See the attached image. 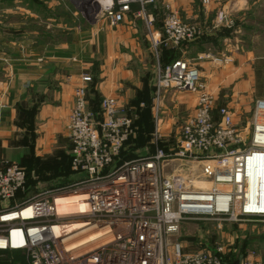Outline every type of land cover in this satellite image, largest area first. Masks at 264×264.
<instances>
[{
	"label": "built area",
	"instance_id": "1",
	"mask_svg": "<svg viewBox=\"0 0 264 264\" xmlns=\"http://www.w3.org/2000/svg\"><path fill=\"white\" fill-rule=\"evenodd\" d=\"M67 1L82 6L90 21L115 24L133 4L144 10L151 0ZM140 15L145 16L144 11ZM222 18L219 13L218 19ZM163 32L166 40L177 44L193 38L195 29L172 14L166 17ZM155 87V100L167 89L196 95L193 113L178 131L175 150L166 153L157 146L148 156L117 162L132 133V120L112 96L101 99L100 112L88 110L84 90H78L68 122L71 165L81 174L68 195L74 197L69 203L78 211L62 214L59 199L69 191L58 189L8 206L7 200L23 188L26 173L19 164H3L0 250L23 252L28 264H223L221 248L186 252L173 236L183 220L220 223L264 216V97L254 101L244 129L237 130L229 108L218 110V120L213 117L214 96L199 71L185 60L159 68ZM154 136L156 141L160 135ZM165 158L201 167L189 174H167ZM72 220L101 234L80 243L72 235L78 230L70 228ZM14 231L20 232L18 243L12 239ZM239 264H264V260L246 258Z\"/></svg>",
	"mask_w": 264,
	"mask_h": 264
},
{
	"label": "crops",
	"instance_id": "2",
	"mask_svg": "<svg viewBox=\"0 0 264 264\" xmlns=\"http://www.w3.org/2000/svg\"><path fill=\"white\" fill-rule=\"evenodd\" d=\"M22 1L0 0V5L15 4L13 10H17L22 9ZM155 1L160 7L167 5L177 10L185 22L195 27L193 39L158 49L162 64L176 57L184 58L201 71L217 94L219 86L233 85L241 90L243 98H248L251 86L263 79L264 0H211L206 6L200 0ZM24 10L26 14L21 11L10 15L13 25L0 27V101L5 103V107L0 105L1 159L5 158L7 148L21 147L16 135L32 122L35 147H49L47 141L53 142V132L65 130L73 90L83 84V74L92 76L93 81L87 85L94 89L95 95H113L131 110L148 98V89L154 84L148 71L152 65L148 67L145 45L133 34L136 28L130 21L136 20L134 17L129 15L124 21L131 23L125 25V30L117 28L101 34L97 28L92 29L95 33L92 30L86 33L85 27L80 26L71 32L64 24L55 31L51 20L48 22L50 18L40 16L33 9ZM219 11L225 14L222 21L217 18ZM27 19L46 23H39L43 25L40 28H27ZM121 42L134 54H123L119 50ZM220 55L231 60L217 63L213 58ZM130 58L138 67L126 65V59ZM255 93L258 98L263 97L257 88ZM87 95L91 99L94 94ZM167 95L178 106L182 105L176 92L172 90ZM188 99V104L182 102L185 103L182 107H191L192 111L195 103L192 97Z\"/></svg>",
	"mask_w": 264,
	"mask_h": 264
},
{
	"label": "rangeland",
	"instance_id": "3",
	"mask_svg": "<svg viewBox=\"0 0 264 264\" xmlns=\"http://www.w3.org/2000/svg\"><path fill=\"white\" fill-rule=\"evenodd\" d=\"M22 2L23 4H20V6L22 5V9L18 8L17 10H13L15 4H7L6 6L0 5V27L4 25L10 27L13 25V20L10 15L13 13L18 14L21 11L23 12L22 14H26L24 10L26 8L35 10L40 16L50 18L48 19V22L51 20L55 31L60 30V25L64 24V26L68 25V27H70L71 32L75 31L76 26H80L82 28L85 27L84 29L86 30V33H91L92 29L96 31L97 28V30L102 34L107 31H115L117 28L125 30L127 27L125 26L126 24L131 25V23H133L136 28L133 33L134 36L137 41L145 45V51L148 53V67H150V64L152 65V68L148 71L149 76H151V78L153 76V82H151V84H154L153 86L150 85V88L148 89V98L138 105V108H134V110L129 109L127 106L117 101L122 111L128 114L129 118L132 120V133L124 143V146L118 157H116V160L121 163L123 161L148 156L154 152L157 146L162 148L166 153H171L175 150L178 131L185 118L190 116L195 108L194 105V108L192 107V111L190 109L191 107L189 109H185L182 107L185 103L182 102H186L188 104V98L192 97L194 103L196 104V95L194 92L190 91L167 89L161 92L159 100L156 99L158 100L156 102L155 80L159 68L161 69V67L165 64H168L175 59L185 60L190 67L193 66L186 59L180 57L173 58L162 64L163 62L160 60L161 53L158 49L166 45L175 47V45L177 46L193 39L183 40L177 44L170 40H166L163 35L164 21L166 17L173 14L177 16L185 25H193L185 22L180 17L177 10L171 9L167 5L160 7L156 4L155 0H151L145 4L144 10L139 9L140 7L138 5L133 4L131 11L124 17V19L115 24H110L108 20H93L91 22L83 15L84 9L82 6L76 7L67 0H23ZM200 2L203 6H206L211 2V0L207 3L202 0H200ZM5 7H7L6 9L8 10H5ZM143 11L145 16H137L138 12ZM219 13L223 15V18L220 19V21L224 20L225 14L222 11L217 13V18ZM129 15L134 17L136 20H131V23L129 21L124 22L129 18ZM148 18L151 19V23H148ZM39 23L45 24L46 22H40L37 19H27L25 21V27L28 28L36 26V28H40V26L43 25H40ZM121 24L124 25L122 26ZM228 24L232 26V21H229ZM149 30L152 32L150 33ZM122 34L125 37V31H123ZM154 39H156L155 42ZM124 42L120 43L119 50L123 52V54H134L133 50L129 46L125 45ZM213 59L220 64L231 60V58L224 55H220ZM129 61L131 64H129ZM125 62L127 66L132 65L133 67H138V64H135L131 58L126 59ZM92 66H94V64ZM141 67H144V64ZM196 69L199 71L201 80L206 84L207 90H209L214 96L212 110L213 117L218 120V110L221 107H227L231 112H233L234 127L237 130H243L246 122L252 114L254 101L258 98L255 93L256 88L259 90V94L264 97V70H261L263 79L260 84L251 86V93L248 98H243L240 92L241 90H237V88L233 85L227 87L219 86L220 89L217 94L215 89L206 82L201 74V71L198 68ZM84 76L89 77V80H84ZM95 77L97 78V74ZM81 79L83 84L78 85L73 90V104L68 115L65 130L53 132V137H51V139L53 138V142L47 141L50 143L48 145L49 147L46 148L44 145L42 147H35L34 140L36 136L33 131V118L30 117L29 120H31L32 123L28 125L24 131H21V133L16 135L18 137L15 140L21 145V147L7 148L6 155L4 154L5 158H0L1 167L3 164L15 163L22 166L26 173L23 188L7 200L8 206H13L19 202H28L34 196L47 190H70L74 186V183H76L81 177V174L72 169V142L68 134V122L74 106L76 92L83 89L87 101V109L97 113L100 112V101L103 97H114L113 95H106L102 97L99 96V94L95 95L94 89L88 88L87 85V83L93 81L91 75L83 74ZM172 90L181 98L179 101V104H182L181 106H178V103L176 104L173 100L171 101L168 98L169 96L167 94ZM88 93L94 94L91 99L89 98L90 100L88 99ZM95 102H98V106ZM0 105L1 107H5V103L1 101ZM95 106L97 107L94 108ZM155 132L160 135L156 141L154 139ZM42 134L46 136L45 132ZM3 153L1 150L2 157ZM200 167L199 163L192 164L190 162H183L172 158H165L163 162V171L167 174L172 172L189 174L192 172V169L198 172ZM173 239L180 240L183 244V250L186 252H196L200 250L213 251L221 248L220 257L223 264H235L236 262L239 264L242 259L246 258H250V260L254 262L257 260L263 261L264 216H245L241 218V220H224L220 223L213 220H183L178 233L173 236ZM8 254L10 256H5L6 254L0 255V264H9L10 261L16 260L17 263L19 262L21 264L20 260H22V264H28L26 255L23 252H19L20 255H23V257L20 256L22 258L19 259H17L18 257L16 256H12L13 253L11 252Z\"/></svg>",
	"mask_w": 264,
	"mask_h": 264
},
{
	"label": "bare ground",
	"instance_id": "4",
	"mask_svg": "<svg viewBox=\"0 0 264 264\" xmlns=\"http://www.w3.org/2000/svg\"><path fill=\"white\" fill-rule=\"evenodd\" d=\"M69 193H72V191L65 193V195L61 196L59 199V203H60L59 210L62 212V214L71 215V214H74V212L78 211L79 207L77 205L73 203H69L71 198H74L72 197V195H68ZM69 226L73 230L78 229L76 232L72 233V235L76 236V238H78L77 241H79L80 243L89 242L101 234L98 231L85 228L84 224H82L80 221H77V220L70 221ZM12 239L14 242H17V243L20 242L21 241L20 232L14 231L12 234Z\"/></svg>",
	"mask_w": 264,
	"mask_h": 264
},
{
	"label": "trees",
	"instance_id": "5",
	"mask_svg": "<svg viewBox=\"0 0 264 264\" xmlns=\"http://www.w3.org/2000/svg\"><path fill=\"white\" fill-rule=\"evenodd\" d=\"M13 253V255L12 256H16V257H18L17 259H19V258H22L23 257V255H20L19 254V252H21V251H18V250H0V255H4V254H6L5 256H10L8 253ZM20 256H22V257H20ZM17 261V260H16ZM16 261H10L9 262V264H20L19 262L17 263ZM21 261V264H22V260H20Z\"/></svg>",
	"mask_w": 264,
	"mask_h": 264
},
{
	"label": "water",
	"instance_id": "6",
	"mask_svg": "<svg viewBox=\"0 0 264 264\" xmlns=\"http://www.w3.org/2000/svg\"><path fill=\"white\" fill-rule=\"evenodd\" d=\"M235 264H237V262Z\"/></svg>",
	"mask_w": 264,
	"mask_h": 264
}]
</instances>
